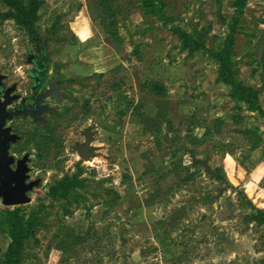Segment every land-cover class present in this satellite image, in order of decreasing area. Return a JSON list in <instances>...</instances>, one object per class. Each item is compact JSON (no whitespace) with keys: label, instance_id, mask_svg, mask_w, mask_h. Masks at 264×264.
<instances>
[{"label":"rangeland","instance_id":"374dc122","mask_svg":"<svg viewBox=\"0 0 264 264\" xmlns=\"http://www.w3.org/2000/svg\"><path fill=\"white\" fill-rule=\"evenodd\" d=\"M36 1L0 0V75L30 95L45 41L62 92L13 125L40 183L0 199V264L13 212L19 264H264V0Z\"/></svg>","mask_w":264,"mask_h":264},{"label":"water","instance_id":"95a60500","mask_svg":"<svg viewBox=\"0 0 264 264\" xmlns=\"http://www.w3.org/2000/svg\"><path fill=\"white\" fill-rule=\"evenodd\" d=\"M45 52V51H44ZM45 55V53H43ZM43 55V56H44ZM33 54L28 51V64H35L33 62ZM33 71H36L34 69ZM5 76L0 75V199L4 206H20L30 201L27 193L33 188L37 187L40 183L39 179L26 183L29 179L27 166L28 155L26 154L17 163L16 170H11L10 165L13 164L14 158L9 155L8 149L10 143H14L18 136L11 133V128L6 126L7 121H11L13 117L27 116L29 115L35 121L43 123L41 113L51 112L46 105H40L43 98H46L50 94V90H46L40 93L36 97V101L32 108H25L24 104L28 98L22 99L20 109L7 111V107L14 101L20 98L19 95H11L16 89L15 85L5 89L2 81ZM38 86V78L34 83V92Z\"/></svg>","mask_w":264,"mask_h":264},{"label":"trees","instance_id":"16d2710c","mask_svg":"<svg viewBox=\"0 0 264 264\" xmlns=\"http://www.w3.org/2000/svg\"><path fill=\"white\" fill-rule=\"evenodd\" d=\"M5 2L16 11L17 15L20 16V18L14 16V18H17L19 23H23L28 27L32 25L37 8L36 0L31 1V6L29 8H25L20 2L16 0H5ZM233 90V98L238 101L248 103L253 108L252 105H254L257 100L254 90L245 87H235ZM252 218L255 223L264 226V211H259ZM10 222L12 228L10 234L11 241L4 253L2 263L19 264L22 240L26 238L29 230L24 226L21 217L16 212L10 214Z\"/></svg>","mask_w":264,"mask_h":264},{"label":"flooded vegetation","instance_id":"af4514ba","mask_svg":"<svg viewBox=\"0 0 264 264\" xmlns=\"http://www.w3.org/2000/svg\"><path fill=\"white\" fill-rule=\"evenodd\" d=\"M41 48H42V52H41V50H39L37 48V55H33V59L35 60V64H30V65H32V69L29 70V71H27V74L31 78V94L30 95H27L26 97H23V96H21L19 94H15V91H16V89H15V91L11 95H19L20 98L18 100H16V101L12 102L7 107V111L20 109V105L22 103V99H24V98H28L27 102L24 104V107L25 108H32V106L34 105V103L36 101L37 95L40 94V93H43L46 90H50L51 92H50L49 96H47L46 98H43V100L41 101L40 105H42V104L46 105L49 109H51V112H46V113L43 112V113H41V118H43V121H44L43 123H40V122L35 121L29 115H27V116H17V117H13V119L11 121H7L6 126H8V127L11 128V133L14 134V135H16V136H18L17 140L14 143H10L9 149H8L9 155L14 158L13 164L10 165V168L13 171L16 170L18 161L21 160L26 154L28 155L27 166H28V164L30 162V157H31L30 153L27 152V151H24L22 157H19V158L10 152L11 149L13 147H15L18 143H20L21 140H22V135L19 134L17 131H15V128L13 126L14 124H16L15 123L16 120L17 119H23V118L24 119L30 118L34 122H36V123H38L40 125H44L46 123V121H47L46 118H45V116L46 115H51L55 111V109L49 105V103L47 102V100L50 99V98L58 99L60 97L61 92H62V85L61 84H58V79L56 77H53L52 80L48 83V88H45L43 90L40 89V87L42 85V75L46 74L47 71H48L47 64H46L47 63V60H46V52H44L45 51V41L42 43ZM43 53H45V55ZM34 60H33V62H34ZM34 69H36V71H33ZM36 77L38 78V86L36 87V92H34V89L33 88H34V83L36 82ZM3 81H2V83H3ZM13 85H15V84H13ZM4 88L7 89L9 87H6L4 85ZM12 104H14V105H12ZM28 176H29V172H28ZM29 178H30V176H29ZM30 181L31 180L28 179L26 181V183H28Z\"/></svg>","mask_w":264,"mask_h":264}]
</instances>
